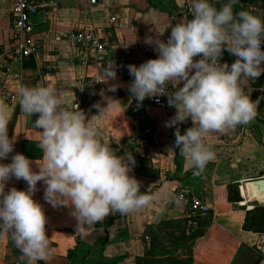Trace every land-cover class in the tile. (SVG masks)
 I'll use <instances>...</instances> for the list:
<instances>
[{"label": "crops", "instance_id": "0c3cea01", "mask_svg": "<svg viewBox=\"0 0 264 264\" xmlns=\"http://www.w3.org/2000/svg\"><path fill=\"white\" fill-rule=\"evenodd\" d=\"M32 1L36 10L30 23L36 47L19 61L11 50V0H0V99L11 112L8 130L10 137L16 135L14 151L37 162L42 154L36 115L24 114L18 103L16 89L21 84H55L89 117L98 114L93 101L106 105L100 96L104 89L113 100L98 117L101 141L117 155L132 153L135 164L130 175L140 182V191L153 197L146 207L127 214L113 212L91 226L77 228L69 209L53 208L43 200L44 188L38 182L33 198L47 217L51 256L35 264H253L257 256V264H264V232L247 226L250 206L242 189L247 182L264 178V74L247 86L250 98L258 100L255 118L235 129L209 134L205 142L216 158L196 175L175 147V129L165 126L175 108L156 107L149 98L138 105L127 89L132 77L124 62L128 55L143 62L154 58L157 54L144 43L145 36L156 29L163 32L161 39L168 38L169 25L191 18L189 0ZM79 30L94 31L107 40L106 61L97 62L95 52L71 42L68 35ZM234 59L224 51L221 62L231 64ZM112 60L117 81L109 83L120 85L115 92L104 83H84L87 76L101 74ZM168 89L175 90L171 84ZM191 126L190 119L180 124L181 134ZM146 127L150 134L144 132ZM12 186L23 189L26 182L13 179L7 187ZM180 191L198 197L210 211L188 212L177 201ZM0 264H26L10 234L0 235Z\"/></svg>", "mask_w": 264, "mask_h": 264}, {"label": "clouds", "instance_id": "9594fccd", "mask_svg": "<svg viewBox=\"0 0 264 264\" xmlns=\"http://www.w3.org/2000/svg\"><path fill=\"white\" fill-rule=\"evenodd\" d=\"M189 3L191 18L169 25L167 40L156 29L145 36L144 43L157 55L138 66L127 65L132 77L127 89L138 105L146 98L167 97L175 113L165 126L175 129V147L198 175L216 158L206 137L246 125L257 114L258 100L250 98L247 86L264 74V18L244 10L235 12L238 0ZM224 51L235 57L231 64L221 62ZM94 81L115 92L119 82L109 83L117 81L115 62L107 63L101 78ZM16 94L21 111L36 115L42 154L37 162L14 151L16 135L10 137L8 130L11 112L0 99V235H11L26 264L51 256L47 217L33 198L38 182L44 188L43 200L53 208L69 209L77 228L91 226L113 212L127 214L152 201L130 175L135 164L132 153L117 155L101 141L98 117L113 100L104 89L100 96L107 103H95L98 114L90 117L55 84H21ZM189 119L192 126L181 134L179 125ZM13 179L25 181L26 188L7 187Z\"/></svg>", "mask_w": 264, "mask_h": 264}, {"label": "built area", "instance_id": "2783aa9c", "mask_svg": "<svg viewBox=\"0 0 264 264\" xmlns=\"http://www.w3.org/2000/svg\"><path fill=\"white\" fill-rule=\"evenodd\" d=\"M91 4H95L96 0H89ZM36 10V5L32 0H11L10 6V32L12 47L11 50L16 56L17 60H22L25 57L30 56L35 51V40L32 34V25L30 23V16ZM111 22L115 21V17L110 18ZM68 38L73 44L79 47H84L87 51H93L96 53L95 60L97 62L106 61L105 50L108 46L107 40H104L99 36L98 33L94 31H76L68 35ZM167 40V38L165 39ZM263 49V46L261 44ZM125 68L127 71L128 64L139 65L143 61L138 60L134 55L126 56ZM129 75V73H128ZM130 76V75H129ZM131 77V76H130ZM101 78V74L95 77L87 76L84 79V83L87 85L97 86L101 85V82H96L94 80ZM150 102L159 108H167V97L161 96L158 98H149ZM102 102L100 100H95V103ZM146 134H150V128L146 127L144 129ZM177 201L182 205L184 209L193 214H205L210 211V206L203 202L198 197L193 196L189 192L180 191L177 194Z\"/></svg>", "mask_w": 264, "mask_h": 264}, {"label": "rangeland", "instance_id": "374dc122", "mask_svg": "<svg viewBox=\"0 0 264 264\" xmlns=\"http://www.w3.org/2000/svg\"><path fill=\"white\" fill-rule=\"evenodd\" d=\"M253 1L254 0H238V3L234 6V11L239 12L244 10L264 18V0H256L259 1L257 4H253ZM252 5H255V8L252 7ZM247 205L250 206L247 211V226L264 229V202L260 200H248Z\"/></svg>", "mask_w": 264, "mask_h": 264}, {"label": "bare ground", "instance_id": "6f19581e", "mask_svg": "<svg viewBox=\"0 0 264 264\" xmlns=\"http://www.w3.org/2000/svg\"><path fill=\"white\" fill-rule=\"evenodd\" d=\"M248 184H250V186ZM242 189L244 196L248 197L249 200H264V188H261L258 180L247 182Z\"/></svg>", "mask_w": 264, "mask_h": 264}, {"label": "trees", "instance_id": "16d2710c", "mask_svg": "<svg viewBox=\"0 0 264 264\" xmlns=\"http://www.w3.org/2000/svg\"><path fill=\"white\" fill-rule=\"evenodd\" d=\"M249 228H251V227H249ZM253 229H257V228H253ZM257 230H260L261 232H264V229H257ZM259 259H260V256H257V258L254 260L253 264H257Z\"/></svg>", "mask_w": 264, "mask_h": 264}, {"label": "water", "instance_id": "95a60500", "mask_svg": "<svg viewBox=\"0 0 264 264\" xmlns=\"http://www.w3.org/2000/svg\"><path fill=\"white\" fill-rule=\"evenodd\" d=\"M258 181L260 183L261 188H264V178L261 180H258ZM248 185L250 186V184H248ZM263 202H264V200H263Z\"/></svg>", "mask_w": 264, "mask_h": 264}]
</instances>
